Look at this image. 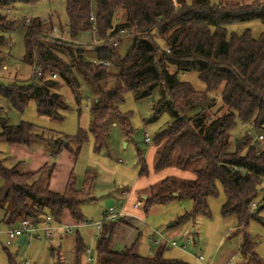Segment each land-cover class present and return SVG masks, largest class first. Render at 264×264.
<instances>
[{
  "label": "trees",
  "instance_id": "1",
  "mask_svg": "<svg viewBox=\"0 0 264 264\" xmlns=\"http://www.w3.org/2000/svg\"><path fill=\"white\" fill-rule=\"evenodd\" d=\"M39 1L0 0V9L15 4L34 5ZM94 1L97 38L108 43L120 31L132 35L133 43L125 57H118L114 48L107 45L95 47L96 63L86 60L83 48L91 44L77 42L84 41L82 38L87 34L94 39L89 21L90 1L66 0V29L71 41L43 36L54 26L52 20L45 24L38 18L30 19L24 25V63L30 68L34 65L40 72L32 76V83L27 86L0 85V97L17 111L33 101L38 114L60 121L68 107L58 93V80L78 100V76L82 77L99 98L90 110L89 131L94 138V150L98 152L105 146L106 123L111 116L118 118L127 134L132 132L126 117L118 112L124 93L131 92L141 99L159 87L161 98L154 103V112L157 115L168 112L171 123L154 140L155 144L164 141V147L157 153L156 171L170 168L175 156L179 170L199 161L204 166L193 170L192 180H164L156 192L146 196L144 210L187 199L192 209L179 217V222L194 219L198 214L209 217L208 199L218 196L220 188L225 196L221 215L234 216L238 231L246 229L250 219L264 226L258 216V210L264 207V194L251 210V204L264 186V145L257 150L252 144L253 139L259 142L257 136L264 132V33L254 39L248 32L228 36L226 30L231 24L249 20L264 24V0H254L249 6H211L209 0H192L190 6L184 0ZM14 26L15 22L0 14V48L6 43L3 32ZM59 29L64 30L60 24ZM43 40L53 45H45ZM157 40L162 42V47ZM59 49L63 51L58 52ZM2 59L0 50V65ZM110 66L117 69L116 74L109 72ZM187 72L196 73L206 91L197 92L181 81L180 74ZM111 80L115 85L107 88ZM219 89L221 106L214 108L215 100L209 92ZM195 107H200L199 112L187 116ZM237 121L258 134H244L235 141L231 151V132ZM0 140L27 149H32L36 141L42 142L50 158L56 161L65 151L76 158L87 136L79 131L73 138L54 137L32 124L11 126L0 117ZM71 141L76 145L75 150L69 146ZM139 156L143 158L140 152ZM141 161L139 174L145 176L147 167L144 159ZM22 164L19 161L12 168H6L0 159V224L10 228L22 218L40 222L47 216L61 224L65 212L76 223L84 221L80 203L85 195L75 188L72 175L63 192H53L48 184L55 162L34 173L21 172ZM121 223L119 218L107 221L104 215L94 264H176L163 258L162 249L154 258L138 255L135 244L121 252L114 251L113 235ZM253 248L251 237L245 234L239 248L244 260L255 259ZM58 250L51 249V257L55 264H65ZM84 251L81 240L76 239L72 264H84Z\"/></svg>",
  "mask_w": 264,
  "mask_h": 264
},
{
  "label": "rangeland",
  "instance_id": "2",
  "mask_svg": "<svg viewBox=\"0 0 264 264\" xmlns=\"http://www.w3.org/2000/svg\"><path fill=\"white\" fill-rule=\"evenodd\" d=\"M90 1L91 14L95 16L96 5L94 0ZM187 6L192 0H184ZM254 0H209L211 6H223L226 4L252 5ZM66 0H41L34 5L15 4L10 8L0 9V14L8 21L15 22V26L5 30L3 35L6 43L0 48L2 52V63L0 65V85L9 86L16 83L19 86H27L32 83V70L24 63V25L27 19L38 18L41 21L52 20L55 27L59 24L66 30ZM120 17V16H119ZM228 36L242 35L248 32L250 36L257 39L264 33V24L258 20L231 24L226 27ZM82 43L90 44V34L82 38ZM45 45L53 44L43 40ZM78 42V43H81ZM49 43V44H48ZM133 43L130 34L123 35L116 40L114 52L118 57L124 58ZM159 46L162 42L157 40ZM95 45L83 48L84 58L89 62L96 63ZM59 49L58 52H62ZM174 69V68H172ZM111 74H116L117 69L113 66L108 68ZM80 83L79 99L76 100L69 88L58 80V93L68 109L62 113V120H53L38 114L36 105L30 101L22 111L15 110L5 99L0 97V117L4 118L7 124L17 126L20 123L32 124L38 129L50 132L54 137L73 138L79 131L86 133L87 140L81 146L79 153L74 158L68 152H62L56 161L49 159L48 165L54 162L59 165L58 178L72 175L75 188L81 191L85 198L80 203L83 220L81 223L62 222L60 226H52V238L44 239L42 229L33 232L34 237H41L19 244V240L6 245L5 232L8 227L0 224V264H55L52 259L51 249L58 250V254L64 263H73L74 244L80 239L84 248L89 249L94 257L96 254L97 232L96 225L102 227L104 215L110 210L113 219L121 215L125 198L122 193L128 192L139 178V165L145 160L148 146L153 147L155 137L171 123L168 112L163 111L155 114L154 103L161 98L160 88H155L152 93L141 99H137L131 92L124 93L123 102L118 105V112L126 117L132 132L127 134L123 130L120 121L116 116H111L106 123L105 146L100 151L94 150V138L90 134L92 114L90 112L94 101L98 96L82 77L78 76ZM180 80L191 85L197 92L206 91V86L199 80L194 72L180 74ZM115 81L108 82L107 88L113 87ZM215 100V107L221 106L220 89L209 92ZM200 107L189 110L186 114L192 117L199 112ZM257 135L247 125L238 121L231 132V143L229 150L235 148V141L244 134ZM264 135V132H262ZM146 135L149 143H145ZM254 147L259 150L264 142L252 140ZM258 144V145H257ZM72 150L76 149L74 141L69 142ZM9 144L0 140V159L6 168H12L13 155L8 153ZM40 147L46 149L42 142L33 143V149ZM48 150V149H47ZM139 152L143 157L140 159ZM50 156V154H48ZM63 161H62V160ZM23 160V159H18ZM18 162V161H17ZM21 162H29L27 159ZM23 166V164H22ZM26 166L19 170L23 172ZM143 177V176H141ZM140 177V178H141ZM216 197L208 199L210 216L205 217L198 214L194 219L187 218L179 222V217L190 212L192 204L189 200H173L165 205H156L144 210V203L139 196L140 208L136 214L138 222L133 224L131 230L117 233L112 242V249L121 252L129 245H136L138 255L154 258L157 252L163 250V258L173 261L176 264H199L198 259H203L202 264H264V226L255 219H250L246 229H236V218L234 216L223 217L221 206L225 201L223 191L219 188ZM263 191L255 199L259 203ZM261 207V204L259 205ZM258 216L264 221V207L258 210ZM108 221V220H107ZM14 224L11 229L18 228ZM69 228L70 233H65ZM247 234L254 243L255 259L244 260L239 252L243 236ZM185 239L190 244L182 249L171 246L172 242L179 245ZM158 242L154 244L153 241Z\"/></svg>",
  "mask_w": 264,
  "mask_h": 264
},
{
  "label": "crops",
  "instance_id": "3",
  "mask_svg": "<svg viewBox=\"0 0 264 264\" xmlns=\"http://www.w3.org/2000/svg\"><path fill=\"white\" fill-rule=\"evenodd\" d=\"M163 147L164 141L160 142L159 144L153 147L148 146V150L145 155L146 158L144 160L147 167V174L143 177H141V175L139 174V178L136 180L135 185L128 192L121 194V196L125 198L126 201H124L121 210V215L118 217L119 219H122V223L116 228L113 235V240L117 233H123L126 232V230H131L133 224L139 221L135 216L137 213L140 212V207H134L137 202H140L139 196H145L142 198V201L144 202L146 196H149L152 192H156L164 180H171L175 182L192 180L194 179L193 170L204 166V162L199 161L195 164L187 166L184 170H179L176 168L175 156L173 165L170 168L162 171H156L155 166L157 160V153L160 152ZM8 153L13 155V159L11 161L12 163H17V161L19 162L20 160L18 159H27L29 161L26 163L23 162V166H26L23 173H34L38 171L43 166L47 165L50 159V156L48 155L50 154L49 150L42 149L40 147H37L36 149H33V147L32 149H27L22 145H9ZM139 167L141 168L140 165ZM57 168H59V165L57 166L56 164L52 176L49 180L48 186L49 190L53 192H63L65 190L69 177L66 175L65 177L63 176L60 180L57 177L59 174ZM64 221L69 222L70 224L74 222L67 212H65V214L63 215L61 224ZM131 242L132 237L129 239V245L126 247V249L132 247ZM60 247L61 246L59 245L58 249H60Z\"/></svg>",
  "mask_w": 264,
  "mask_h": 264
},
{
  "label": "built area",
  "instance_id": "4",
  "mask_svg": "<svg viewBox=\"0 0 264 264\" xmlns=\"http://www.w3.org/2000/svg\"><path fill=\"white\" fill-rule=\"evenodd\" d=\"M89 21L91 23L92 26V35L94 36V39L92 40V42L90 44L98 46V47H105V46H110L112 48L116 47V40L123 36V35H127V31H120L118 32L116 35H114L108 43H106V39H99L96 37L97 33H96V29H97V24H96V19L95 16L91 14ZM29 22V19L26 20V24ZM42 23L48 24L49 21L48 19L42 21ZM43 36L49 37L53 40H58V41H63V42H68L71 41L69 38V33L68 30H63L61 31L59 29V27H55L52 26L51 31L47 32V33H43ZM79 45H90L87 43H78ZM32 70V76H34L35 74L39 73L40 71L36 70L35 66L33 65L31 67ZM53 79H57L56 75H52ZM257 140L259 142H264V135L263 133H260L257 136ZM145 143L148 144L149 143V138L146 135L145 137ZM140 202H137L135 204V208L140 207ZM256 208V203H252L251 204V210H254ZM113 215L112 211L110 210L107 214H106V220L108 221H113L115 219H113V217H111ZM19 227L18 228H8L7 231L5 232V236H6V245H10L14 242H16L17 240H21L23 239L24 242L25 241H31L34 239L40 240L41 237H34L33 232L38 230V229H42L43 231V238L44 239H50L52 238V226H60L61 224H56L53 219L50 216L45 217L43 220H41L40 222H37L35 220H32L30 218H22L20 219L18 222ZM96 232H97V237H100L101 234V227L100 225H96ZM65 233L68 234L70 233L69 228H65ZM153 241V240H152ZM23 242V243H24ZM154 244H157L158 242L153 241ZM190 244V240L189 239H185L184 243L179 245L176 242H172L171 246L173 247H180L182 249H185L188 245ZM203 259L200 257L198 259V263L202 264ZM95 263V256H92V253L89 249H85L84 251V264H94ZM69 264V263H66Z\"/></svg>",
  "mask_w": 264,
  "mask_h": 264
},
{
  "label": "water",
  "instance_id": "5",
  "mask_svg": "<svg viewBox=\"0 0 264 264\" xmlns=\"http://www.w3.org/2000/svg\"><path fill=\"white\" fill-rule=\"evenodd\" d=\"M23 242H24V240H23V239H21V240L19 241V243H20V244H22Z\"/></svg>",
  "mask_w": 264,
  "mask_h": 264
}]
</instances>
